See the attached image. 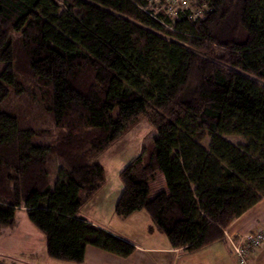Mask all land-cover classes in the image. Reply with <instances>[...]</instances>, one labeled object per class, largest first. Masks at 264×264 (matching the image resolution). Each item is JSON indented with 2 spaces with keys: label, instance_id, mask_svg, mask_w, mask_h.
<instances>
[{
  "label": "trees",
  "instance_id": "trees-1",
  "mask_svg": "<svg viewBox=\"0 0 264 264\" xmlns=\"http://www.w3.org/2000/svg\"><path fill=\"white\" fill-rule=\"evenodd\" d=\"M179 1L0 0V225L24 209L49 259L134 254L76 215L105 185L98 157L140 118L156 138L118 175L117 219L145 212L192 253L264 197V0H192L196 14ZM19 74L41 91L55 143L35 144L7 106L25 91ZM52 157L65 171L51 188Z\"/></svg>",
  "mask_w": 264,
  "mask_h": 264
},
{
  "label": "rangeland",
  "instance_id": "rangeland-1",
  "mask_svg": "<svg viewBox=\"0 0 264 264\" xmlns=\"http://www.w3.org/2000/svg\"><path fill=\"white\" fill-rule=\"evenodd\" d=\"M153 1L158 2V0H150V2ZM186 1L188 2L186 8L189 7L193 11V1ZM61 12V10L58 11L59 14ZM110 54L111 52L108 50L102 58L108 59ZM3 68L4 65L0 63V74ZM18 80L25 86L23 88L25 91L18 95L16 92H11L7 106L11 107L13 112L18 115L21 127L34 132L33 142L35 144L50 145L55 143L60 131L54 126L51 116L45 109L41 91L35 90L34 97H31L30 80L27 82V78L21 74L18 75ZM155 138L156 132L147 119L140 118L118 141L98 157V162L105 171L106 182L95 197V203L98 204L95 205L92 200L90 203H85L78 212L79 216L90 219L100 226L114 229V222L117 219L111 211V206L122 189L118 175L130 161L141 154L143 148L146 151L144 158H147ZM223 139L232 145H244V140L240 137L230 136ZM209 143V138H204L201 146L207 149ZM47 167L49 185L52 188L55 180L59 177L58 175L65 171V166L60 159L52 157ZM162 185L165 187L163 177L158 174L153 187L161 188ZM95 206H102L103 211L98 212V209L95 210ZM40 238L43 240L37 229L28 221L24 209H18L11 226L0 225V264H74L49 259L46 256L45 243L41 242Z\"/></svg>",
  "mask_w": 264,
  "mask_h": 264
},
{
  "label": "crops",
  "instance_id": "crops-1",
  "mask_svg": "<svg viewBox=\"0 0 264 264\" xmlns=\"http://www.w3.org/2000/svg\"><path fill=\"white\" fill-rule=\"evenodd\" d=\"M163 187L162 185L161 188L163 189ZM99 192L91 199L93 203H95V197ZM115 200L113 204L111 203L112 212L116 203ZM102 206H95V210L103 211ZM76 218L103 229L135 247L134 254L124 259L87 246L82 264H236L234 256L228 250L225 237L228 236L237 240L247 233L264 229V197L225 229L224 241L213 243L192 253L183 249L171 248L166 238L152 228L149 217L142 211L134 212L123 221L116 218L114 229L100 226L78 214ZM39 240L44 242V238ZM251 264H264V247L252 258Z\"/></svg>",
  "mask_w": 264,
  "mask_h": 264
},
{
  "label": "built area",
  "instance_id": "built-area-1",
  "mask_svg": "<svg viewBox=\"0 0 264 264\" xmlns=\"http://www.w3.org/2000/svg\"><path fill=\"white\" fill-rule=\"evenodd\" d=\"M150 1V0H149ZM176 2V1H174ZM175 8H186L187 1L180 0ZM229 252L234 256L236 264H251L252 258L264 247V229H257L239 237L237 240L225 237Z\"/></svg>",
  "mask_w": 264,
  "mask_h": 264
}]
</instances>
